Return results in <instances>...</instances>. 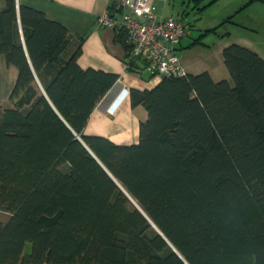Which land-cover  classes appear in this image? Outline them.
<instances>
[{
    "label": "trees",
    "instance_id": "trees-1",
    "mask_svg": "<svg viewBox=\"0 0 264 264\" xmlns=\"http://www.w3.org/2000/svg\"><path fill=\"white\" fill-rule=\"evenodd\" d=\"M0 50L19 71L0 105V264H264L263 56L232 43L230 79L131 90L147 119L118 144L85 135L118 76L82 68L64 25L6 0Z\"/></svg>",
    "mask_w": 264,
    "mask_h": 264
},
{
    "label": "crops",
    "instance_id": "crops-1",
    "mask_svg": "<svg viewBox=\"0 0 264 264\" xmlns=\"http://www.w3.org/2000/svg\"><path fill=\"white\" fill-rule=\"evenodd\" d=\"M17 1L18 6L25 5L43 11L50 20L61 23L77 40H82V54L78 59L79 65L84 69L92 68L117 75L118 80L113 88L119 90L121 86L130 90L152 89L161 81V77L153 75L146 78L143 75L144 69L137 72L128 69L126 63L127 50L122 43L116 40L117 30L104 27L99 23V18L107 12L118 13L117 8L120 0ZM167 3L168 0H163V7L157 6L160 15H174L167 14ZM5 6L6 0H0V11ZM243 6L244 4L241 5L240 9ZM119 15L116 14V16ZM175 17H179L185 22L183 15L178 14ZM183 41L177 45L178 49L183 46ZM191 68L189 66L185 69L188 73H201ZM208 71L214 76L211 70ZM18 73V68L8 64L6 57L0 50V105H10V95L17 81ZM224 78L228 79V77ZM220 79L223 78L216 80ZM145 119H147L146 109L143 106L132 107L131 101H126L114 113L110 114L102 102L92 113L85 128V135L103 136L118 144H134L139 140L140 123ZM4 216L5 218L0 219V221L6 222L9 219L8 213H5Z\"/></svg>",
    "mask_w": 264,
    "mask_h": 264
},
{
    "label": "rangeland",
    "instance_id": "rangeland-1",
    "mask_svg": "<svg viewBox=\"0 0 264 264\" xmlns=\"http://www.w3.org/2000/svg\"><path fill=\"white\" fill-rule=\"evenodd\" d=\"M248 2L250 0H168L167 14L183 15L190 28V36L177 50L182 66L186 69L191 66L196 72L208 69L216 79H230L223 58L226 46L238 43L264 57V0H256L236 13ZM156 5L162 8L163 0H156ZM232 15L235 17L228 22ZM143 72L146 78L150 77L146 67ZM4 214L0 211V219L5 218Z\"/></svg>",
    "mask_w": 264,
    "mask_h": 264
},
{
    "label": "built area",
    "instance_id": "built-area-1",
    "mask_svg": "<svg viewBox=\"0 0 264 264\" xmlns=\"http://www.w3.org/2000/svg\"><path fill=\"white\" fill-rule=\"evenodd\" d=\"M116 14L107 12L99 23L125 33L133 58L145 60L155 77L183 76L177 45L190 36L189 25L174 15H160L156 0H120Z\"/></svg>",
    "mask_w": 264,
    "mask_h": 264
},
{
    "label": "clouds",
    "instance_id": "clouds-1",
    "mask_svg": "<svg viewBox=\"0 0 264 264\" xmlns=\"http://www.w3.org/2000/svg\"><path fill=\"white\" fill-rule=\"evenodd\" d=\"M126 101H131V90L120 86L119 90L112 88L103 103L106 107V111L110 114L114 113L115 110Z\"/></svg>",
    "mask_w": 264,
    "mask_h": 264
},
{
    "label": "water",
    "instance_id": "water-1",
    "mask_svg": "<svg viewBox=\"0 0 264 264\" xmlns=\"http://www.w3.org/2000/svg\"><path fill=\"white\" fill-rule=\"evenodd\" d=\"M77 139L78 140H80L88 149H89V147L86 145V143L84 142V140L80 137V136H77ZM90 150V149H89ZM92 153V152H91ZM93 154V153H92ZM94 155V154H93ZM95 156V155H94ZM96 157V156H95ZM111 175V174H110ZM157 228V227H156ZM157 230H159L158 228H157ZM161 233V232H160ZM179 254V253H178ZM180 255V254H179ZM181 256V255H180ZM181 258H183L182 256H181ZM187 263V262H186Z\"/></svg>",
    "mask_w": 264,
    "mask_h": 264
}]
</instances>
